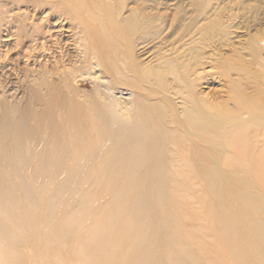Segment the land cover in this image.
Returning a JSON list of instances; mask_svg holds the SVG:
<instances>
[{"label": "bare ground", "instance_id": "obj_1", "mask_svg": "<svg viewBox=\"0 0 264 264\" xmlns=\"http://www.w3.org/2000/svg\"><path fill=\"white\" fill-rule=\"evenodd\" d=\"M34 1L72 36L54 42L50 28L42 48L52 49L44 57L53 69L31 71L25 102L0 99L1 251L22 244L27 217L12 208L24 205L17 189L30 204L43 199L47 245L73 239L79 264H190L178 222L199 215L183 201L192 193L217 246L261 257L264 224L254 223L237 185L243 175L264 184L262 83L236 56L220 64L243 72L233 83L237 110L197 87L207 48L228 41L231 28L255 26L264 49V0ZM26 2L0 0L4 30L12 32L18 15L10 13ZM37 35L31 41L47 38ZM69 42L79 52H66ZM152 54L157 60H145ZM87 75L107 80L85 90L76 83L88 84Z\"/></svg>", "mask_w": 264, "mask_h": 264}, {"label": "rangeland", "instance_id": "obj_2", "mask_svg": "<svg viewBox=\"0 0 264 264\" xmlns=\"http://www.w3.org/2000/svg\"><path fill=\"white\" fill-rule=\"evenodd\" d=\"M26 1V3H21V9L10 13L11 15H18L11 33L9 30H4L5 27L0 25V99L8 97L21 103L25 102L29 95L26 86L28 82H31V71L39 69L40 63L41 70L53 69L54 63H51L50 59L46 62L44 57V54L45 56L51 55L52 49L45 50L42 48V45L47 43L45 41L48 40L49 42L50 40L48 30L53 26H57L55 29L57 35L53 37L54 42L72 36L71 30L67 27V22L61 23L55 19V16H49V19L43 18L46 13L37 12V7H35L37 3H34V0ZM45 17H48V14ZM86 19L95 27V30L99 29L91 19ZM36 30L39 32H36ZM255 31V26L233 27L228 41L225 43L215 42L207 48L206 55L209 63L205 67L204 74L201 76L202 79H200L197 87L204 99L215 104L224 105L231 110L238 109L237 101L234 99L237 92L233 83L243 72L230 70L225 73L224 67L220 64L227 63L231 57L236 56L242 61L243 67L249 69L250 74L262 83L260 86L263 88L262 93L264 94V49H258V42L253 39ZM34 33H38L36 37L47 34V38L31 41ZM188 45V42L178 45L181 55L185 53ZM261 45L264 48V42H261ZM65 47L67 48L66 52L70 50L79 52L77 46L73 45L72 42H69ZM59 51L60 49H57V52ZM153 56L154 54L145 60L150 62L157 60ZM96 75H100V73H96ZM87 78L88 80L85 82H88V84L82 85V81L76 84H79L82 89L92 90L95 83H104L107 80L106 78L96 79L92 75H87ZM249 89L254 92L253 89ZM125 92L127 93L126 96L130 94V90ZM255 93L258 94L259 92ZM262 97L263 99L259 101L261 107L264 106V95ZM247 116V113H245L243 118ZM240 179L237 186L248 193V202L257 212V219L254 220V223L264 224V184L257 183L249 176L243 175ZM38 191H40V188ZM15 193L21 201H24V205L21 206V209L13 206L12 208L15 211L22 212L25 218L27 217L26 223H23L19 231L22 244L16 246L13 254L6 255L4 251H1L3 244L0 242V264H79L78 250L72 248L73 239L67 238L63 245H47L48 235L40 232L47 216L43 199L36 197L31 199L30 204L21 191L16 189ZM203 194L204 192L200 191L199 195L201 197H203ZM191 196L195 197L192 193H185L183 201L189 205L186 202L189 199L190 206L199 215L192 220L189 213H183L180 215L184 217V220L179 219L178 222L179 231L184 238L181 248L186 251L190 264H264V254L257 257L249 250L243 255L231 251L226 253L223 247L217 246L215 239L218 236L217 233L215 234L211 230L201 198L190 201ZM55 214H59V211ZM4 219L10 221L6 215ZM86 230L87 228L82 231L79 237H82Z\"/></svg>", "mask_w": 264, "mask_h": 264}]
</instances>
